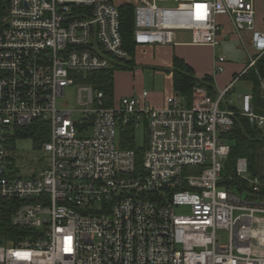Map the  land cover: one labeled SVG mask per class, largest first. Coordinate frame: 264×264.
<instances>
[{"label": "built area", "instance_id": "built-area-1", "mask_svg": "<svg viewBox=\"0 0 264 264\" xmlns=\"http://www.w3.org/2000/svg\"><path fill=\"white\" fill-rule=\"evenodd\" d=\"M132 4L135 47L188 42L216 47L229 20L247 63L214 96L195 86L153 106L149 92L107 96L87 73L130 59L115 0H8L0 21V197L19 201L11 223L35 235L0 244V264H264V200L223 184L236 115L264 128L252 94L232 85L264 53L252 0H123ZM249 33L245 39L244 33ZM225 57L214 59L213 74ZM76 107L64 100L66 88ZM41 120L47 155L23 176L9 143ZM143 125L147 142L123 145ZM251 196L264 179L238 157ZM225 230L226 241L217 238Z\"/></svg>", "mask_w": 264, "mask_h": 264}, {"label": "trees", "instance_id": "trees-1", "mask_svg": "<svg viewBox=\"0 0 264 264\" xmlns=\"http://www.w3.org/2000/svg\"><path fill=\"white\" fill-rule=\"evenodd\" d=\"M8 0H0V21L6 13ZM133 5L121 2L119 3L120 11V28L123 37L124 46L130 53V59L116 66L87 73L86 82L91 83L98 90H102L107 96H113V76L116 70L132 69L135 65L133 41ZM172 89L173 92L187 99L191 97L192 90L195 86H203L209 95L214 96L216 91L213 86L211 75L196 76L193 68L182 58L174 56L171 66ZM238 74V73H237ZM237 74H234L236 76ZM233 76V77H234ZM242 79L251 83L250 93L257 112L264 111V94L261 88V81L264 79V53L257 59L255 65L247 69L241 76ZM49 131L47 125L41 120L35 121L31 126L25 128H16L14 136L10 138L9 143L13 148L15 139L30 138L35 150H39L42 144L48 140ZM228 140L230 150L224 161L222 176L223 184L230 190L239 192L246 191L248 197L260 198L264 200V191L258 195L251 196L249 184L235 174V161L238 157H245L247 160L248 173L251 177H260L264 179V128H259L252 124L248 119L241 115L234 117L233 126L225 134ZM123 145L126 147L136 148L134 145V131L132 128L127 129V135ZM137 157L142 154L140 148H137ZM19 201L0 197V244L10 241H16L26 235H35V232L27 229L16 227L11 223V217Z\"/></svg>", "mask_w": 264, "mask_h": 264}, {"label": "crops", "instance_id": "crops-1", "mask_svg": "<svg viewBox=\"0 0 264 264\" xmlns=\"http://www.w3.org/2000/svg\"><path fill=\"white\" fill-rule=\"evenodd\" d=\"M252 2L255 8V27L259 30H264V0H252ZM220 21L222 22V32L220 34L219 44H221L223 41L227 39H230V41L239 44L240 48L243 50L245 54L243 56V60L240 63H237V62L232 63L229 61V59L224 54H217L216 48L219 44L214 48L211 47L212 49L211 56L208 58V60L201 62L197 58H195V56L193 55L194 53L191 52V48L207 49L210 46L190 44L185 41L184 33H178L176 42L171 45H167V44L166 45H146V46H141V47H135V50H134L135 65L134 66L136 67L137 65L138 66L142 65V67L139 68L137 66L136 68L133 67L132 69H125V70H132L129 78L132 81V79H136V77H139L140 74L145 71L146 67L143 65H150L153 71L155 70V72H158L157 70H160L157 67H161V66L171 67L173 57L177 56V57L182 58L186 63H188L193 68L196 76L201 77L205 74L211 75L213 79V86H214L215 91L223 89L226 85L230 83V80L232 76H234V74H237L241 70H243L244 63L245 64L247 63V55H246V50L243 44L238 39V36L233 32V29L229 23V20L226 17L222 16L220 17ZM244 37L245 39H248L249 33L245 32ZM219 56L225 57V62H224L225 68L223 72H221L222 74L223 73L225 74L223 83H219V80L217 78V74L219 73L217 74L212 73L213 66H214V59ZM228 67H229V70L227 71ZM115 72H117V70ZM115 72H114V76H115ZM114 76H113V96L115 99H118L119 97L125 96V95H134V96L139 95L140 91H142L138 89L132 90L133 85L128 80H126V78L128 77L127 74L122 75L124 77L123 80L128 81L127 84L126 82L123 83V82H117V80L115 81ZM165 79L168 81V84H169L168 90L162 93H158V94L149 92L148 100L155 107H160L164 105L166 96L173 93L171 71L167 70L165 72ZM235 83L232 85V89L229 92L227 97L233 100L235 103H237L240 95H242L243 93H250L251 83L248 82L247 90L241 94H238L236 96V99H234L231 96V92L234 91ZM261 88L264 94V79L261 81ZM137 90L138 92H136Z\"/></svg>", "mask_w": 264, "mask_h": 264}, {"label": "rangeland", "instance_id": "rangeland-1", "mask_svg": "<svg viewBox=\"0 0 264 264\" xmlns=\"http://www.w3.org/2000/svg\"><path fill=\"white\" fill-rule=\"evenodd\" d=\"M122 1L123 0H115L116 3H121ZM184 34H185V41L189 42L191 40V33L185 32ZM191 52L194 53L193 55L195 56V58L203 62L208 60V58L211 56L212 49L211 47L207 49L191 48ZM216 52L217 54H224L232 63L233 62L240 63L243 60V56L245 55L243 50L240 48L239 44L230 41V39H227L223 41L221 44H219L216 48ZM245 65L246 64L244 63L243 68ZM143 66L146 67L145 71L141 73L139 77H136V79H132V81L129 78L132 70H125V69L117 70L114 76L115 81L117 80V82H123V83L126 82V84L129 81L133 85L132 90H136V89L146 90L150 93H156V94L165 92L166 90L169 89L168 81L165 79V72L167 70L171 71V67L168 66L157 67L160 70H157L158 72H155V70L153 71L150 65H143ZM223 66L225 68V65ZM138 67L140 68L142 67V65ZM228 70L229 67L227 71ZM126 74L128 76L126 80L128 81L123 80L124 77L122 75H126ZM224 76H225L224 73L217 74L219 83L224 82L223 81ZM247 87H248L247 80L239 79L235 83L234 91L231 92V96L234 99H236V96L246 91ZM138 90L136 92H138ZM64 100H66L70 106L76 107L75 94L71 87L66 88ZM145 135L146 134L143 125L137 126L136 129L134 130V145L136 148H141L145 146L147 142V138ZM13 145L15 150L13 153V157L15 159V164L17 165V169L21 175L26 176L31 172V170L36 172L40 167H42L43 163L46 162L47 155L45 153L40 152V149L35 150L33 147V142L30 138L18 137L17 139H15ZM139 158L140 160L143 159V153L139 155ZM216 234H217V238L220 241H226L227 233L225 230H217Z\"/></svg>", "mask_w": 264, "mask_h": 264}]
</instances>
